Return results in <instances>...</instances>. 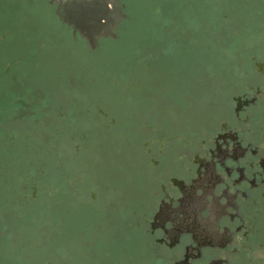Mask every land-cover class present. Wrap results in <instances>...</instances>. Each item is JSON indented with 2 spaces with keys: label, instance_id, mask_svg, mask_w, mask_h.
Wrapping results in <instances>:
<instances>
[{
  "label": "rangeland",
  "instance_id": "rangeland-1",
  "mask_svg": "<svg viewBox=\"0 0 264 264\" xmlns=\"http://www.w3.org/2000/svg\"><path fill=\"white\" fill-rule=\"evenodd\" d=\"M250 2L120 0L96 44L41 0H0V264H156L128 229L153 185L142 134L172 133L199 85L202 106L215 88L225 104L228 85L256 76L264 0ZM93 187L96 203L81 202Z\"/></svg>",
  "mask_w": 264,
  "mask_h": 264
},
{
  "label": "flooded vegetation",
  "instance_id": "flooded-vegetation-1",
  "mask_svg": "<svg viewBox=\"0 0 264 264\" xmlns=\"http://www.w3.org/2000/svg\"><path fill=\"white\" fill-rule=\"evenodd\" d=\"M56 3L59 7L51 0L47 4L53 7V14L62 24L66 22L72 28L74 36L79 34L90 42L98 43L99 38L86 35L72 22V14L77 9H86L88 0H56ZM74 4L76 8L72 7ZM123 9L124 5L118 0L114 27L123 19ZM32 56L29 53L18 58ZM249 60L256 76L245 79L241 86L235 83L228 85L225 104L217 101L218 88H215L210 94L211 102L202 106L199 97L207 89L199 85L200 88L187 98L186 106L177 108L178 114L172 119L175 128L172 133L159 130L153 124L148 132L142 134L143 156L154 169L153 185L140 209L129 210V216L132 213L137 216L136 226L128 228L126 223V228L140 233L143 245L153 254L156 264H264V171H261L264 165L253 167L246 162L248 157L258 159L264 152V50L253 52ZM203 110L208 114L204 122L190 125L183 132L180 130L183 117L195 122ZM99 112L107 116L104 111ZM1 114L0 120L3 118L0 111ZM212 136L215 140H211ZM202 137H208L214 143L211 152L205 151ZM221 156L232 163L231 169L220 163ZM240 161H245L243 167ZM213 162L224 168L225 173H230V178L234 177L229 188L220 194L221 199L227 200L220 217L215 212L211 216H201L197 211L205 204L203 194L198 196L197 193L210 189L213 181L217 185L224 182L223 176L213 173ZM27 187L24 186L25 189ZM80 187L77 186L76 191H80ZM165 188L189 197L185 206L187 215L181 212L178 217L181 227L189 231L170 234L161 226L158 213L150 211L158 195L164 197L160 200L161 205L171 204L176 199H169ZM231 188L236 190L230 191ZM33 189L35 196L36 187ZM81 192L86 193L87 188H82ZM98 197L99 192L93 187L89 190L88 199L81 202L93 205ZM208 206L219 209V201L214 197ZM159 232L164 235L158 236ZM107 264L115 262L109 260Z\"/></svg>",
  "mask_w": 264,
  "mask_h": 264
},
{
  "label": "snow or ice",
  "instance_id": "snow-or-ice-1",
  "mask_svg": "<svg viewBox=\"0 0 264 264\" xmlns=\"http://www.w3.org/2000/svg\"><path fill=\"white\" fill-rule=\"evenodd\" d=\"M41 2L47 4L49 3V0H41ZM51 3L56 4V7H59L56 0H51ZM72 7L76 8V5L74 4ZM117 7L118 0H88V7L86 9H77L72 14V22L75 23L76 26L86 35L98 39L113 30L114 24L116 23L114 17L117 14ZM226 119L227 117H224V120ZM224 120H221L220 122L223 123ZM217 131H219V129H217ZM202 139L205 141V151L211 152V150L215 147L211 140H215V136H212L211 140L208 137H202ZM224 155L227 156L228 153H225ZM246 162L251 164L253 167L257 164L264 165V152L259 154L258 159L255 156L248 157ZM220 163L225 164L229 169L233 167L232 163L229 160H226L224 156L220 157ZM239 163L240 166L243 167L245 161H240ZM188 171L190 173L192 172L191 167H189ZM261 171H264V168H261ZM213 173H219L224 177V182L221 184L223 185V188L220 187L221 185H217L213 181L210 189H204L203 193H197L198 196L203 194V198L205 200V204L201 208L197 209L201 216H211L213 212H215L218 217L223 215V207L227 204V200L221 199L220 194L221 192H224L225 189H228L233 183L234 177L230 178V173H225L224 168L219 167V165L215 162H213ZM161 183L163 184L164 181H161ZM229 190L235 191L236 189L231 188ZM165 191L168 192L169 199H172V197H175L176 199H173L171 204L161 205L160 200H163L164 197L158 195L156 200L151 204L150 211L158 213V219L160 220L161 226L167 228L170 234L173 231L177 233L180 231H189L187 228H182L178 221L180 213L185 212V206L189 203V197L187 194L173 192L168 188H165ZM214 197L219 201V209L208 206V203L213 201ZM185 214L187 215L186 212ZM225 223H227L226 220ZM157 235L163 236L164 233L159 232ZM189 242L191 241L189 240Z\"/></svg>",
  "mask_w": 264,
  "mask_h": 264
},
{
  "label": "trees",
  "instance_id": "trees-1",
  "mask_svg": "<svg viewBox=\"0 0 264 264\" xmlns=\"http://www.w3.org/2000/svg\"><path fill=\"white\" fill-rule=\"evenodd\" d=\"M237 2V1H236ZM250 3H253V0H251ZM254 3H257V2H254ZM207 4L208 5H213V0H207ZM253 8H254V5H251Z\"/></svg>",
  "mask_w": 264,
  "mask_h": 264
},
{
  "label": "clouds",
  "instance_id": "clouds-1",
  "mask_svg": "<svg viewBox=\"0 0 264 264\" xmlns=\"http://www.w3.org/2000/svg\"><path fill=\"white\" fill-rule=\"evenodd\" d=\"M194 174V173H193ZM221 188H223V185L220 186Z\"/></svg>",
  "mask_w": 264,
  "mask_h": 264
}]
</instances>
